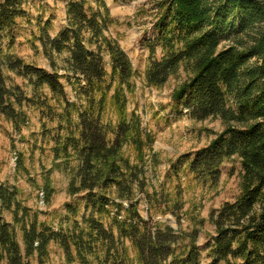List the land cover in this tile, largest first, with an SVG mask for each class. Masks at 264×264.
<instances>
[{"label":"trees","instance_id":"obj_1","mask_svg":"<svg viewBox=\"0 0 264 264\" xmlns=\"http://www.w3.org/2000/svg\"><path fill=\"white\" fill-rule=\"evenodd\" d=\"M27 2L0 0V115L17 131L27 123L25 108L56 120L42 136L51 139L56 167L71 174V201L55 228L29 214L15 187L0 185V264H29L33 257L45 264L50 243L61 249L63 264H201L195 229L174 231L138 212L134 187L147 196L142 171L122 148L129 144L140 154L151 137L139 117L125 111L122 88L130 89L134 72L123 51L105 38L107 18L85 0L69 1L66 24L54 37L47 33L49 21L38 31L50 64L46 71L8 51ZM156 6L154 39L144 43L146 84L160 87L183 67L188 78L173 93L172 106H182L193 121L218 119L224 126L206 147L171 163V172L177 175L184 165L194 180L214 185L223 161L235 157L240 165L238 195L210 216L209 264H264V0H158ZM63 53L57 67L54 56ZM62 79L75 101L67 98ZM108 98L119 115L114 127L101 119ZM3 212H10L12 224Z\"/></svg>","mask_w":264,"mask_h":264},{"label":"rangeland","instance_id":"obj_2","mask_svg":"<svg viewBox=\"0 0 264 264\" xmlns=\"http://www.w3.org/2000/svg\"><path fill=\"white\" fill-rule=\"evenodd\" d=\"M69 1L28 0L24 6L26 16L16 20V27L12 31L9 53L21 58L26 64L50 71V64L38 41V31L49 21L47 33L54 37L66 24V5ZM85 1L93 11L98 10L107 18L105 38L114 41L129 60L134 75L130 89L122 88L125 111L129 115L136 114L142 128L151 137V143L143 147L140 154L132 145L127 144L122 148V154L130 165L141 168L144 192L150 198L148 201L147 196L134 187L133 193L139 198L138 212L143 219L150 217L151 222H160L174 231L191 232L195 229L201 264H209L206 244L214 236L210 216L238 195L239 162L235 157L223 161L220 177L214 185L194 180L184 165L174 175L170 164L179 157L192 156L197 150L206 147L223 131L224 126L218 119L193 121L186 116L182 106H172L173 93L188 78L183 67L160 87L146 84L144 73L148 51L144 43L154 39L152 26L156 20L158 0ZM102 5L107 9L106 13ZM7 43L8 40L4 45ZM65 56L64 53L54 56L57 67H61V60ZM104 60L106 73L110 74L108 56ZM58 74L63 73L59 71ZM9 81L30 95V89L24 87L20 79L9 75ZM61 83L69 101H75L72 87L64 79ZM115 87L114 82L108 96L112 95ZM52 104V101L49 102V105ZM25 113L27 123L19 131L0 115V185L15 187L18 199L29 209V214L35 215L39 223L56 228L59 216H64V205L71 201L67 193L71 174L56 167L51 139L42 136V129H53L57 122L41 116L40 110L33 107L25 108ZM101 119L112 127L118 122L117 109L109 98ZM82 195L74 196L73 199ZM2 218L12 224L10 212H3ZM15 233L21 244L19 228H15ZM125 247L129 258L133 259L134 251L128 241H125ZM47 250L45 264L64 263L63 253L56 244L50 243ZM28 262L39 264L36 257Z\"/></svg>","mask_w":264,"mask_h":264}]
</instances>
